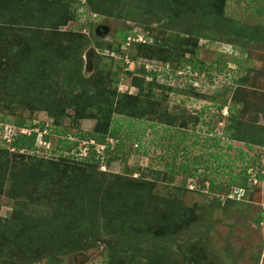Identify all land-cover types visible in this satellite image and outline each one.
<instances>
[{
	"label": "rangeland",
	"instance_id": "obj_1",
	"mask_svg": "<svg viewBox=\"0 0 264 264\" xmlns=\"http://www.w3.org/2000/svg\"><path fill=\"white\" fill-rule=\"evenodd\" d=\"M123 3H133L136 11L129 13L125 7L118 17L111 18L92 15L83 2L81 6L72 4L76 20L63 30L89 35L92 43L83 51L84 76L96 72L94 63L98 53L102 64L112 67L110 79L118 78L112 86L118 85L120 93L142 98L144 95L141 97L140 91L147 95L153 92V96L142 98L137 106L147 113L153 105L155 116H145L144 120L128 119L113 109L112 130L118 136L107 138L106 144L83 140L81 137L92 132L97 120L74 122L72 110L67 111L58 127L46 113L18 110L12 115L5 109L0 113L4 116L0 122V144L9 147L17 135L14 122L24 118L29 125L44 123L49 138L45 141L42 138L45 132L35 129L39 134L31 155L46 160L57 161L61 155H73L82 160L90 156L89 150L100 154L111 145L109 155L117 160L98 170L100 185L109 189L115 177L157 180L152 193L161 198L159 202L165 200L164 206L173 202L194 213L185 217L183 224L186 223L181 228L185 231L178 236L147 240L142 248L157 251L160 256L165 250L168 254L165 261L172 264H264V176L261 182L258 180L264 175V146H250L229 138L232 130L229 116L241 113L239 119L251 131V140L258 136L264 139V112L258 111L262 102L264 105V98L257 95L264 96V45L244 46L238 41V33L230 36L223 26L208 35L200 19L178 15L172 9L163 11L150 0H124ZM225 15L230 21H236L235 28L242 24L264 37V0H226ZM19 34L25 35L24 32ZM124 34L128 36L126 41ZM177 38L191 40L187 47L196 52L191 54L187 50L182 59L177 56L166 61L165 51ZM194 39H198L197 46H194ZM14 41L12 32L4 42L5 47L0 48L1 63H8L12 58L10 67L0 63L2 71L11 72L16 66L13 62L16 49L11 50L7 45ZM136 43L162 51L150 59L141 54ZM108 44L117 50H109ZM258 52L262 53L261 57L256 55ZM161 56L164 58H158ZM146 71L155 72L157 78L146 76ZM177 74L182 78L177 79ZM12 75L10 82H14ZM103 75L106 76V72ZM135 77L144 80L142 88L132 85ZM253 101H259L260 105ZM183 110L191 120L188 126L181 127L180 119L175 126H169L171 117ZM71 143L77 146L72 147ZM67 146L72 148L71 153ZM260 166H263L260 169L263 174L256 177ZM161 171L174 176L164 180ZM19 174L21 169L17 167L15 175ZM255 177L259 185L249 187V180ZM239 181L247 183L248 193L237 202L231 201L227 190L237 186L233 183ZM10 185L11 181H6L2 189L4 194L0 195V216L3 218L10 216L15 204L9 197ZM115 190L118 191L113 189V194ZM27 211L35 215L48 208L35 206ZM105 242V239L100 242V239L84 238V245L92 248L67 255L64 261L66 264H106ZM140 252L137 248L132 253L140 255ZM40 261L45 263V259Z\"/></svg>",
	"mask_w": 264,
	"mask_h": 264
},
{
	"label": "trees",
	"instance_id": "obj_2",
	"mask_svg": "<svg viewBox=\"0 0 264 264\" xmlns=\"http://www.w3.org/2000/svg\"><path fill=\"white\" fill-rule=\"evenodd\" d=\"M123 1L0 0V48L5 47L4 42L13 32L15 41L7 45L11 50L16 49L13 54L16 66L11 72L0 69V113L5 109L12 115L17 114L18 110L29 111L30 114L43 112L59 127L67 116V111L72 110L74 122L97 120L92 132L81 138L100 143L118 136L112 130L113 109L128 119L144 120L145 116L154 117L153 105L147 113L146 109L137 106L142 98L153 96V92L150 91V95H147L140 91L141 97L144 95L142 98L120 93L118 85L112 86L114 80L118 82L117 77L110 79L112 67L102 64L98 53L95 54L94 63L96 72L91 76H84L83 51L92 43L87 37L89 35L63 30V27L76 20L72 4L81 6L83 2L92 15L115 18L125 7L129 13L136 11L133 3L125 5ZM150 3L159 5L163 11L172 9L178 15L186 14L200 19L206 27L204 32L208 35L223 26L230 36L238 33V41L244 46L252 43L257 47L264 45V37L253 29L242 24L235 28L236 21H230L225 15L226 0H150ZM124 37L126 41L128 36L124 34ZM194 40V46H197L198 39ZM172 42L168 51H165L166 61L177 56L182 59L187 50L191 54L196 52L187 47L191 40L177 38ZM136 44L141 54L149 58L162 51L156 47ZM107 47L111 51L117 50L112 44ZM256 55L261 57L262 53L258 52ZM11 63L12 58H9L8 63L1 64L10 67ZM176 68L179 70L181 67L178 64ZM104 72L106 76L103 75ZM194 72L203 75L201 71ZM154 73L146 71L145 74L156 79L158 74ZM11 74L14 81L12 83L9 81ZM176 76L177 79L182 78L181 74ZM238 83L241 84L239 81ZM143 84V79H133L132 85L136 88H142ZM160 86L165 88L162 84ZM168 90L174 91L173 88ZM257 95L264 98L261 93ZM115 100H118V104ZM254 104L260 105V102L255 101ZM258 111L264 112L263 102ZM240 115L241 113L229 116L232 129L229 138L250 146H264V139L260 136L259 139L251 140V131L241 123ZM186 116L185 110L178 111L167 124L175 126L180 119L181 127L188 126L191 120ZM3 120L4 116L0 115V122ZM14 124L17 135L9 147L0 144V195L4 194V183L11 181L9 197L15 201L10 216H0V264H41L40 260L43 259L44 264H66L64 260L67 255L92 248L84 245V238L100 239V242L102 239L106 240V264H172L165 261L168 255L165 250L160 256L156 254L157 251L142 248V243L178 236L185 231L181 229L186 221L184 224L183 222L185 217L187 219L194 215L193 210L173 202L164 206L163 199L159 202L161 198L152 193L157 180H123L115 177L109 189L100 185L98 170L102 166L109 167L117 160L109 155L111 145H106V150L100 154L89 150L90 156L82 160H77L73 155H61L57 161L46 160L35 154L31 155L39 134L35 129L47 132L44 123L29 125L26 119L17 118ZM24 131L27 133H23ZM42 138L47 141L49 135L45 134ZM71 146L77 145L71 143ZM66 149L69 153L72 152L71 147L67 146ZM17 167H20L21 175H15ZM262 168L260 166L256 177L263 174L260 170ZM161 174L164 175V180L174 176L167 171H161ZM263 176L258 177L259 182ZM233 184L237 186L227 190L226 195L233 193V188L244 189L245 195L248 193L246 182ZM248 185L255 187L259 184L251 179ZM113 189L118 191L115 190L113 194ZM231 201L237 202L239 199ZM35 206H45L48 211L31 215L27 209L33 210ZM137 248L141 250L140 255L132 253Z\"/></svg>",
	"mask_w": 264,
	"mask_h": 264
},
{
	"label": "built area",
	"instance_id": "obj_3",
	"mask_svg": "<svg viewBox=\"0 0 264 264\" xmlns=\"http://www.w3.org/2000/svg\"><path fill=\"white\" fill-rule=\"evenodd\" d=\"M23 133H27V131H24ZM45 134H46V132H45ZM105 168V167H104ZM253 182L255 183V184H257L258 182H257V178L255 177V179H253ZM245 195V190L244 189H236L233 193H231L230 195H229V198H231V199H241L243 196Z\"/></svg>",
	"mask_w": 264,
	"mask_h": 264
}]
</instances>
